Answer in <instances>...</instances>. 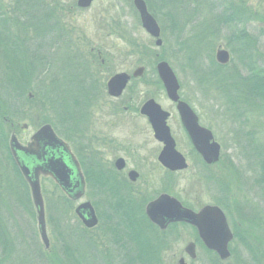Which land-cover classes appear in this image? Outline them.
<instances>
[{
    "label": "rangeland",
    "instance_id": "374dc122",
    "mask_svg": "<svg viewBox=\"0 0 264 264\" xmlns=\"http://www.w3.org/2000/svg\"><path fill=\"white\" fill-rule=\"evenodd\" d=\"M76 2L44 0V4L34 9L37 15L43 9L45 17V21L39 22L43 31L39 35L37 28L29 26L34 21L31 18L33 11H30L29 19L22 18L30 22L19 26L23 29L16 33L14 41L19 46L24 45L19 50L26 48L25 56L21 58L24 62L21 63L26 67L29 79L26 80L22 105H17L20 111L9 120L4 117L6 121L1 123L2 144H8L9 137L14 135L19 144L25 145L36 130L49 124L55 134L71 146L80 140L76 152H81L83 161L88 165L95 161L108 172L107 176L110 174L118 182L122 181V176L110 167L113 160L121 156L126 162L125 170L132 168L139 174L135 181L126 179L123 185L141 210L148 200L161 192L172 195L194 210L205 204H216L215 200L221 198L226 209L218 206L224 211L234 237L239 232L257 262L264 264V200L258 197L259 192L253 184L255 176L251 168L254 169L255 162L245 157L246 150L250 151L258 143L264 145V115L254 112L249 103L242 106L230 104L224 98V92L222 94L211 83L199 85L184 58L175 52L176 44L166 19L154 16L161 29L162 43L157 46L155 39L143 29L132 0H94L88 7H79ZM168 2L171 4V0ZM233 2L242 11V23L237 27H244L252 40L250 48L254 68L264 74V0ZM0 4L9 14L17 11L12 0H0ZM217 49L228 50L229 60L222 64L225 65L223 71L226 77L234 78L228 70L239 68V60L226 46L224 37H220L210 51L215 62ZM205 54L206 51L201 52L195 65L207 62L209 58ZM4 60L7 58L0 48V73L5 67ZM159 61H166L172 68L179 82L180 98L192 108L199 123L209 129L213 139L219 143L221 154L216 164H204L186 141L174 103L168 99L158 79L155 65ZM140 66L143 67L141 76L131 78L118 98L107 93L106 84L111 76L119 72L131 74ZM69 69L81 71L76 81L88 102L86 109L81 108L85 114L80 120L79 132H73L72 125L66 120H56L50 102V99L54 100L51 88H62L63 75L71 78ZM150 98L169 112L167 124L176 148L186 157L187 168L184 170L170 173L157 160L160 143L153 137L146 116L140 113L143 103ZM73 109L77 114L76 105ZM249 131L252 134L247 133ZM2 144L0 264H69L63 254V242L78 252H85L89 261L85 264L124 263L123 249L114 242L115 236L104 222L110 212L108 204L99 189L91 187L94 192L89 185L86 197L100 201L101 215L98 226L91 230H87L75 215L77 202L67 199L51 181L41 179L49 240L48 247L44 246L28 183L20 173L21 182L14 177ZM221 187L225 189L227 198L220 195ZM54 206L58 208L54 209ZM109 224L118 226L117 243L127 240V230L119 216L112 215ZM149 228L140 230L141 238L157 244L159 264H177L181 257L186 264H212L210 250L201 246L191 226L175 225L159 230L152 224ZM188 242L196 245L194 258H189L184 252ZM229 249L233 250L231 256L225 260L217 257L214 264H243L240 259L246 258L247 253L236 238L229 243Z\"/></svg>",
    "mask_w": 264,
    "mask_h": 264
},
{
    "label": "trees",
    "instance_id": "16d2710c",
    "mask_svg": "<svg viewBox=\"0 0 264 264\" xmlns=\"http://www.w3.org/2000/svg\"><path fill=\"white\" fill-rule=\"evenodd\" d=\"M12 1L16 5L15 7H17V11H14L13 14H9L2 4H0V48L2 49L3 56L7 58L3 62L5 66L4 70L0 73V127L1 123L5 122L6 119L9 120V117L16 115L20 111L17 105L19 107L22 105L27 86L26 80L29 79L26 67L21 63V61L24 62V59L21 58L25 56L26 48L19 50L18 48L22 49L24 45L19 46L14 41L16 33L20 30L22 32L23 27L19 28V26L25 25V22H30L22 18L29 19L30 11H33L31 18L34 21L30 22L29 26L32 25L34 28H37L36 31H40L38 35L43 33L39 22L45 21L43 9L41 10V14H34V9L39 8L44 0ZM224 1L226 0H216L215 2L213 0H171V4H169L168 0H145L148 10L153 16L156 18L161 16L169 23L170 33L173 34V40L176 44L175 52L184 58L199 85L211 83V85H215L216 88L220 89L222 94L224 92V98L229 100L230 104L238 103L242 106L243 103H249L253 106L254 112L264 115V74L256 71L251 60V38L244 27H237L242 23L241 8L233 0ZM13 18L15 19L14 21ZM23 32H25V29ZM220 37H224L226 46L239 60V68L236 67L228 70L234 74V78L232 79L229 76L226 77L227 74L223 71L225 65L215 62L210 52ZM204 51H206L205 55L209 59L207 58V62H200L199 66L195 65L194 62L201 57V52ZM68 72L71 78L63 75L62 88L60 90H57V86L51 88V95L54 96V100L50 99V102L56 120L58 122L66 120L67 123L69 122L72 125L71 128L74 132V130H78L77 128L81 124L80 120L84 119L85 113L81 112V108L86 109L88 102L87 96L81 91L82 87L76 81L81 71L69 69ZM74 105H76L77 114L75 109H73ZM1 133L2 130L0 128V146L3 142ZM247 133L252 134V131ZM2 145L6 149L5 158L7 157V161L11 164L14 177L21 182L22 178L18 169L8 153L7 142ZM245 157L255 162L254 169L251 168L255 176L253 184L256 191L259 192L260 196L258 197H262L264 200V145L258 143L250 151L246 150ZM85 170L88 183L92 186L94 183L92 171L89 167H86ZM106 174V172L98 169L95 182L96 187L108 204V210H110L104 218V222L107 224L106 228L115 236L114 242L119 244L121 249H123L122 255L125 261L121 264H159V260L157 259V244L155 243L154 245L152 241L141 238L140 230L143 227L149 228L152 224L140 206L133 201L130 193L126 192L123 183H119L113 176H107ZM214 188L216 189L215 185ZM219 190L223 198L228 197L225 195L226 192L223 187ZM215 203L226 209L221 198H217ZM96 206L98 211H100V201L97 202ZM57 208V206H54V209ZM227 213L229 214V212ZM112 215L113 217L119 216L127 230V240L121 243H117L118 233H120L118 226L114 227L113 224H109ZM175 225L186 226V224L181 223L173 224V226ZM192 229L194 230V228ZM194 232L196 235L195 230ZM235 238L247 253L245 254L247 257L241 258L240 261L243 264H259L244 237L237 232L235 233ZM62 247L65 259H67L69 264H85V262H89L85 258L86 255L84 253L68 247L65 242H63ZM230 251L232 254L233 250ZM208 253L212 255V264H214L217 256L212 251H208ZM153 261L156 262L153 263Z\"/></svg>",
    "mask_w": 264,
    "mask_h": 264
},
{
    "label": "water",
    "instance_id": "95a60500",
    "mask_svg": "<svg viewBox=\"0 0 264 264\" xmlns=\"http://www.w3.org/2000/svg\"><path fill=\"white\" fill-rule=\"evenodd\" d=\"M94 0H77V6L88 7ZM136 9L140 23L143 29L155 39V45L162 43L160 38V27L155 18L150 14L144 0H132ZM215 60L220 64H225L229 60V52L226 49H217L215 52ZM156 71L161 80L167 97L176 102V108L180 116V120L185 132L188 135L195 150L201 155L202 159L208 163H214L219 158L220 146L213 140L210 130L202 127L197 122V117L188 104L179 100L178 89L179 83L166 61H159L156 64ZM143 72V67H137L132 75L139 76ZM130 75L125 72H119L111 76L106 84L107 93L111 96H119L124 89ZM140 113L147 116L148 121L153 130L154 137L163 143V148L158 155V160L166 168L170 170H181L187 167L184 157L175 150L174 141L171 138L169 128L166 125L168 113L163 111L159 104L153 99H148L141 107ZM54 147L63 145L54 133L49 124L41 126L32 136V141L26 146L18 143L16 137L11 135L9 146L15 155L16 164L28 183L32 203L36 210V218L38 222V231L44 246H48V237L44 221V207L39 185V174L51 176L63 188L69 186L67 170L61 159H52L48 166L44 168L42 165L30 169L29 166L16 156V151L24 154H30L39 159V151L41 143ZM122 160L118 159L116 165L122 167ZM138 173L134 170L129 171L128 177L134 181ZM78 196V195H77ZM81 209L88 210L86 217H82L79 213ZM75 212L86 227H93L97 223V218L93 208L89 202L82 203L75 208ZM145 213L148 219L159 228L164 229L171 222H185L196 228L197 234L204 246L216 253L221 259L225 260L230 256L228 243L233 238L226 216L223 210L217 205L206 204L199 210L194 211L183 206L175 197L166 193L160 194L157 198L150 201L145 207ZM185 253L190 257H195V244L189 242L184 247ZM177 264H186L183 258H179Z\"/></svg>",
    "mask_w": 264,
    "mask_h": 264
},
{
    "label": "flooded vegetation",
    "instance_id": "af4514ba",
    "mask_svg": "<svg viewBox=\"0 0 264 264\" xmlns=\"http://www.w3.org/2000/svg\"><path fill=\"white\" fill-rule=\"evenodd\" d=\"M131 80V78H130ZM130 80L128 82H130ZM125 90V89H124ZM123 90V91H124ZM122 91V93H123ZM121 93V94H122ZM120 94V95H121ZM119 95V96H120ZM119 96H114V98H118ZM181 99V98H180ZM184 101V100H183ZM173 102V101H172ZM174 103V106L176 108V103ZM165 111V110H164ZM176 111H177V108H176ZM167 112V111H166ZM168 113V116H169V112ZM177 115H178V118H179V121H180V117H179V113L177 111ZM168 116L166 118V124H167V119H168ZM197 119H198V116L196 115ZM198 123H199V119H198ZM200 124V123H199ZM81 124L78 126V130H76V132H79L81 130ZM168 126V124H167ZM180 126H181V129L184 133V136L186 138V141L189 143L191 149L196 152L193 144L191 143L190 139L188 138V135L187 133L185 132L182 124H181V121H180ZM169 128V126H168ZM169 132H170V135H171V138L173 139L174 141V144H175V148H176V142H175V139L173 138L172 134H171V131H170V128H169ZM34 134V133H33ZM32 134V136H33ZM32 136L30 137V141L29 142H26L25 145H27L28 143H30L32 141ZM59 139L61 141H63V145H56L54 147H51L49 145H44L43 142L41 143V147H40V151H39V159H37L35 156L33 155H30V154H24L23 152L21 151H16V156L17 157H20L21 159H23V161L26 163L27 166H29L30 169L32 168H35V167H38L39 165H42L44 168H46L49 164V162L52 160V159H61V161L65 164V169L67 170V175H68V184L69 186L68 187H65L63 188L62 186H60L51 176L49 175H44V174H39L38 178H39V183H40V187H41V179H44V180H47V181H51L53 184H55L58 189L62 192V194L69 200L71 201H74V202H77L76 206L77 207L78 205L82 204V203H85V202H89L91 207L93 208L94 210V213H95V216L97 218V221L98 223L94 226V227H86L82 221V218L79 217L77 214H75L78 218V220L80 221V223L87 229V230H91L93 228H95L96 226H98L99 224V221H100V213L98 211V208H97V202L94 201V200H89L86 195L89 194L88 190H87V187L89 185L88 183V177H87V174H86V167H89L92 171V180H93V185L91 186V184L89 185L90 188L91 187H96V182H95V176H96V173L98 171V169H101V167L95 163V161H93L92 163H90V165H88L87 163H85L83 161V157L81 155V152H76V148L78 145V143L80 142L77 141L76 145L71 146L69 144V142H67L65 139L61 138L59 136ZM80 139H81V136H80ZM159 143H160V150L159 152L162 150V147H163V143L159 140H157ZM10 149V147H9ZM81 149V148H80ZM177 149V148H176ZM79 150V149H78ZM158 152V154H159ZM8 153L9 155L11 156L13 162L15 163V155L12 153L11 150H8ZM182 154V153H181ZM199 158L200 155L198 153H196ZM183 155V154H182ZM184 159L186 160V157L183 155ZM118 159H121L122 160V167L121 168H118L117 165H116V161ZM160 163V162H159ZM217 163V162H216ZM215 164V163H214ZM125 165H126V162H125V159L121 156H117L114 160H113V163H112V166L110 167V169L112 171H115L118 175L122 176V181H119L121 183H124L126 182V179H129L128 177V173L130 170H134V169H128V170H125ZM160 165L162 166V164L160 163ZM99 166V167H98ZM163 167V166H162ZM102 170V169H101ZM167 171H169L168 169H166ZM103 171V170H102ZM136 171V170H134ZM104 172H106L104 170ZM170 173H176L178 172L177 170H173V171H169ZM108 173V172H107ZM138 173V172H137ZM110 175V174H109ZM22 176V175H21ZM111 176V175H110ZM139 176V174H138ZM137 176V178H138ZM23 178V177H22ZM24 179V178H23ZM25 180V179H24ZM130 180V179H129ZM136 180V179H135ZM134 180V181H135ZM132 181V180H130ZM26 182V180H25ZM120 185V184H119ZM125 186V185H124ZM42 189V188H41ZM92 190V188H91ZM94 191V190H92ZM92 191H91V194H92ZM88 192V193H87ZM95 192V191H94ZM93 192V193H94ZM96 194V193H95ZM160 194V193H159ZM159 194H157L155 197L151 198L150 200H148L146 202V204L144 205V208H143V212L146 216V213H145V207L146 205L153 199H155ZM78 195V196H77ZM75 210V208H74ZM87 212L88 210H85V209H81L79 211L80 215L82 217H86L87 215ZM75 213V212H74ZM173 225V223H169L167 225V227L165 229H167L168 227H171ZM156 226V225H155ZM157 228L159 230H162L160 229L158 226ZM164 229V230H165Z\"/></svg>",
    "mask_w": 264,
    "mask_h": 264
},
{
    "label": "bare ground",
    "instance_id": "6f19581e",
    "mask_svg": "<svg viewBox=\"0 0 264 264\" xmlns=\"http://www.w3.org/2000/svg\"><path fill=\"white\" fill-rule=\"evenodd\" d=\"M18 141V140H17ZM9 142V141H8ZM9 144V143H8ZM94 211V210H93ZM74 212H75V210H74ZM75 214H77L76 212H75ZM78 215V214H77ZM48 245H49V241H48ZM48 247V246H47ZM88 248H90V247H88ZM89 250V249H88ZM83 253H85V252H83Z\"/></svg>",
    "mask_w": 264,
    "mask_h": 264
}]
</instances>
